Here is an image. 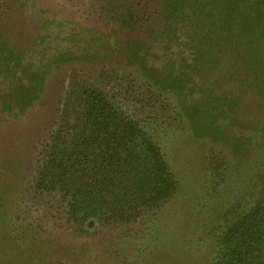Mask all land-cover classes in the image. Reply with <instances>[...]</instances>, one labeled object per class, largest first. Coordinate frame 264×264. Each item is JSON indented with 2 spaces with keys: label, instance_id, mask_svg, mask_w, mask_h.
<instances>
[{
  "label": "rangeland",
  "instance_id": "374dc122",
  "mask_svg": "<svg viewBox=\"0 0 264 264\" xmlns=\"http://www.w3.org/2000/svg\"><path fill=\"white\" fill-rule=\"evenodd\" d=\"M239 1L264 25V0ZM163 3L0 0V264H215L227 230L264 207V52L258 66L241 43L207 50ZM91 87L140 121L175 179L135 219L72 215L42 182Z\"/></svg>",
  "mask_w": 264,
  "mask_h": 264
},
{
  "label": "trees",
  "instance_id": "16d2710c",
  "mask_svg": "<svg viewBox=\"0 0 264 264\" xmlns=\"http://www.w3.org/2000/svg\"><path fill=\"white\" fill-rule=\"evenodd\" d=\"M163 6L174 18L184 17L207 50L214 40L230 49L241 43L259 66L255 62H261L264 52V25L253 27V13L242 12L239 0H164ZM115 87L124 100L134 94L128 81ZM32 98L28 94L24 101L29 104ZM82 106L68 141L60 132L53 137L42 176V182L58 183L70 198L69 212L95 216L107 209L113 219L127 221L169 199L176 184L172 172L156 141L128 108L96 87L84 91ZM215 264H264L262 204L227 230Z\"/></svg>",
  "mask_w": 264,
  "mask_h": 264
}]
</instances>
